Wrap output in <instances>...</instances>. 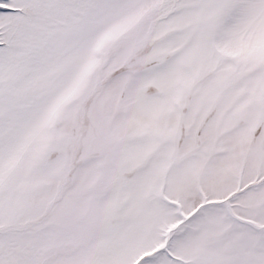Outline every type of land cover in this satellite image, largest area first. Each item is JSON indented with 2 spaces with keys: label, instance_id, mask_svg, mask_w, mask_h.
I'll use <instances>...</instances> for the list:
<instances>
[{
  "label": "rangeland",
  "instance_id": "1",
  "mask_svg": "<svg viewBox=\"0 0 264 264\" xmlns=\"http://www.w3.org/2000/svg\"><path fill=\"white\" fill-rule=\"evenodd\" d=\"M0 264H264V0H0Z\"/></svg>",
  "mask_w": 264,
  "mask_h": 264
}]
</instances>
